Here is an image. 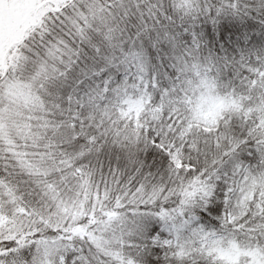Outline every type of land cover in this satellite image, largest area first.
<instances>
[{"label": "snow or ice", "instance_id": "1", "mask_svg": "<svg viewBox=\"0 0 264 264\" xmlns=\"http://www.w3.org/2000/svg\"><path fill=\"white\" fill-rule=\"evenodd\" d=\"M0 264H264V0H0Z\"/></svg>", "mask_w": 264, "mask_h": 264}]
</instances>
